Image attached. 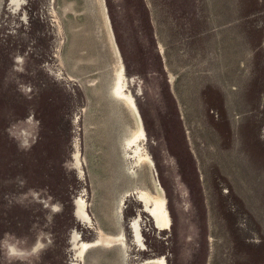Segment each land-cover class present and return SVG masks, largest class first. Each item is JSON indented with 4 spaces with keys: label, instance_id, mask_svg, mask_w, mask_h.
I'll return each instance as SVG.
<instances>
[{
    "label": "rangeland",
    "instance_id": "374dc122",
    "mask_svg": "<svg viewBox=\"0 0 264 264\" xmlns=\"http://www.w3.org/2000/svg\"><path fill=\"white\" fill-rule=\"evenodd\" d=\"M9 1L0 0V264H71L73 229L87 245L80 264H264V0H26L18 14ZM168 57L183 66L176 88L192 116L168 87ZM133 140L173 221L167 232L143 227L146 249L122 261V239L101 241L73 200L84 189L90 217L98 207L88 143L104 177L123 155L141 166ZM124 200L128 218L138 200Z\"/></svg>",
    "mask_w": 264,
    "mask_h": 264
},
{
    "label": "crops",
    "instance_id": "0c3cea01",
    "mask_svg": "<svg viewBox=\"0 0 264 264\" xmlns=\"http://www.w3.org/2000/svg\"><path fill=\"white\" fill-rule=\"evenodd\" d=\"M165 52L166 51L164 49L163 56H165ZM165 60H167V62L165 63V70L169 76L168 87L170 88L171 94H173L174 99L176 100L178 105L182 106L183 110L186 106L185 103L187 102L186 107L189 111L188 116L194 115V109L189 108V102L192 99L188 95L182 93L179 94L176 88L177 84L179 82H182L180 80L182 75L184 74V70H182L183 66L177 69L178 71L180 70V73L177 76V70H175V66L170 65L169 57L167 59L165 58ZM183 101H185V103H183ZM137 129L138 130L136 136L139 137L141 141H143V137L145 136V134L141 122H139V128ZM132 142H127V144L135 146L132 152L136 156L138 155L137 150L141 152V155L137 156L142 159L141 166L137 167V170H134L133 166L131 167L132 169H130L129 167H127V164L125 162L127 160V157L123 155L121 157L123 163L120 166H117V164L115 166H108L107 169H109V172L104 177H100L98 175V169L96 168V164L97 162H99V158L97 156V153H95L94 143H88L87 151V169L89 170V180L94 188L93 201H96V204L98 205V207L96 206V208L91 212V217L93 219V222L101 232H105L111 238L118 237L124 240L120 242V248L122 249V251H120L119 256L122 261H124L123 257H126L124 250L137 247L138 250L144 251L135 243L136 239L139 242L140 240L142 241L143 227L145 229L152 227L157 231L167 232V230L171 228L173 221L172 216L170 215V210L168 209V199H166L162 188L158 187V185L156 184V194H153L152 192V186L150 183L149 155L145 152L144 147L141 149V145H137V143L136 145H134V140ZM165 157H167V161L172 167V170H175L176 167L174 166V160L170 157V155H167L166 153L164 158ZM117 159L118 156L116 154L115 156L109 155V160L107 161H114L115 163H117ZM169 180L171 181V183H173L172 187L175 191L173 195L174 204H178L176 205L177 209L175 211L177 215L182 213L181 206H179L180 202H182L180 192L181 187L177 179H175L173 175L172 178H170ZM103 185L113 187L111 189L110 195L109 193H107L110 198H106L105 195L101 196L100 187H103ZM141 185H143L144 187L143 190H139ZM128 193L134 194L138 202L135 205V209H133V211L127 218L124 215V198ZM156 195L158 197L155 198ZM103 201H106L108 203L107 208L105 210H102V208H100V205ZM137 219L139 228L135 230V225H133V223L135 222V220L137 221ZM177 219H179L180 221V219L182 218H179V216L177 215ZM131 237L132 241L130 239ZM116 238L114 239L116 240ZM111 243H118V240Z\"/></svg>",
    "mask_w": 264,
    "mask_h": 264
},
{
    "label": "flooded vegetation",
    "instance_id": "af4514ba",
    "mask_svg": "<svg viewBox=\"0 0 264 264\" xmlns=\"http://www.w3.org/2000/svg\"><path fill=\"white\" fill-rule=\"evenodd\" d=\"M26 3H27L26 0H20V1L19 0H10L9 1V6H10V9H11V12L13 14L20 13V11H23L22 8H23V6ZM21 14H22V16L20 18V21L23 22V23H26V21H27L26 12L24 11ZM55 56L56 57L59 56L58 53H57V51H56V55ZM72 157H73V160H74L73 161V168L76 169L77 175H78L77 178H81L82 179L83 171L81 170V162H80V157H79L78 139H75L74 140V153H73ZM73 205H74V214L76 215V217L80 221H82L83 223H85L86 225H88V224L92 225L93 224V220H92V217H90V215L88 213V205H89V203H88V201H86V198H85V190L84 189L82 190V192L77 197L74 198ZM77 208H78V210H77ZM85 216H87V217L89 216L90 217V220L88 221ZM95 230H96V232H98V235L100 236L101 231L99 229H95ZM82 243H86V242H84L81 239L80 233L77 230H74L73 229L71 231V233H70V236H69L70 249L73 252V256H74L72 258L71 264H80V262L83 260L85 251L82 254V258L80 259V257H79L80 256L79 255V252L81 250V245L80 244H82ZM135 243L142 250H145L146 249L145 244H144L143 234H142V241L140 240V242H139L136 239Z\"/></svg>",
    "mask_w": 264,
    "mask_h": 264
},
{
    "label": "bare ground",
    "instance_id": "6f19581e",
    "mask_svg": "<svg viewBox=\"0 0 264 264\" xmlns=\"http://www.w3.org/2000/svg\"><path fill=\"white\" fill-rule=\"evenodd\" d=\"M20 1V0H19ZM102 14H104V13H102ZM122 75V74H121ZM124 90V89H123ZM136 126V125H135ZM139 128V127H138ZM136 133V132H135ZM76 152V151H75ZM74 161V160H73ZM146 163V162H145ZM78 167V166H77ZM80 173V172H79ZM153 188V187H152ZM158 197V196H157ZM152 199H153V197H152ZM159 200V199H158ZM158 200H156V201H158ZM162 200V199H161ZM124 201V200H123ZM77 210H78V208H77ZM86 217V219L89 221L90 220V217L88 216H85ZM83 218V217H82ZM133 225H135V230L137 229V228H139V225H138V219H137V221L135 220V224H133ZM134 231V230H133ZM100 240L101 241H111V242H115L116 240L114 239V238H111L109 235H107L106 233H101L100 234ZM116 238V237H115ZM121 239V238H120ZM119 240V239H118ZM122 241H124V240H122ZM125 244V243H124ZM81 245V250H80V252H79V257H80V259L82 258V254L84 253V251L86 250V247H87V245H86V243H82V244H80ZM74 257V256H73ZM75 260V259H74ZM79 260V259H78ZM160 260V259H159ZM81 261V260H80ZM153 264H161V263H159V262H154Z\"/></svg>",
    "mask_w": 264,
    "mask_h": 264
},
{
    "label": "water",
    "instance_id": "95a60500",
    "mask_svg": "<svg viewBox=\"0 0 264 264\" xmlns=\"http://www.w3.org/2000/svg\"><path fill=\"white\" fill-rule=\"evenodd\" d=\"M83 175H84V173H83ZM83 175H82V178H83Z\"/></svg>",
    "mask_w": 264,
    "mask_h": 264
}]
</instances>
